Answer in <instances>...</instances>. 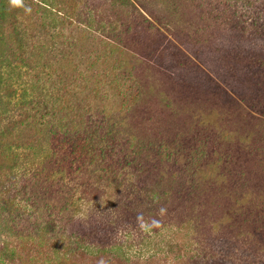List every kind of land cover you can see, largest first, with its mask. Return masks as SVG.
Listing matches in <instances>:
<instances>
[{
    "label": "rangeland",
    "instance_id": "1",
    "mask_svg": "<svg viewBox=\"0 0 264 264\" xmlns=\"http://www.w3.org/2000/svg\"><path fill=\"white\" fill-rule=\"evenodd\" d=\"M57 1L70 18L49 37L22 14L31 59L113 166L58 184L55 159L28 179L0 153V264H264V0ZM42 101L3 125L51 120Z\"/></svg>",
    "mask_w": 264,
    "mask_h": 264
},
{
    "label": "trees",
    "instance_id": "2",
    "mask_svg": "<svg viewBox=\"0 0 264 264\" xmlns=\"http://www.w3.org/2000/svg\"><path fill=\"white\" fill-rule=\"evenodd\" d=\"M125 2L126 0H120L121 6L125 5ZM61 4L57 0H37L35 2L21 0V6L13 7L10 0H0V153H6L11 158L8 168L14 170V167L18 165L22 170L20 175L28 179H40L44 174L43 165L47 161L55 159L58 161L57 164L55 162V173L45 176V181L51 180L52 183L67 184L69 181H73L76 174L82 173L85 168L95 165H107L111 168L113 163L106 162V160L100 159L99 155H95L94 147L88 142L84 133L80 134L79 132V122L75 123L71 118H67L66 121V117L72 113L73 108L66 100L67 94H62L60 89L61 74L55 77V73L58 71L53 70L43 59H31V56L35 55V50L32 47L33 52L31 51L25 28L21 29L20 19L22 21L24 10H35L37 14H40V28L49 37L50 26L54 28L56 23L64 24L70 18L60 7ZM91 65L88 63L86 70L80 73L82 86L79 87L86 88L89 85H96V82L94 83L96 79L93 78L97 76L87 75V69ZM104 79L103 81L106 83L108 80ZM18 92L20 93L18 94ZM74 95H77V92L74 91ZM119 96L116 94V98ZM139 96V92L136 91V95L131 98V101L138 100ZM40 100H43L42 103L45 107L50 108L48 114L51 116V120L44 118L37 122L30 119L23 125V128L3 125L6 118L17 109L39 110ZM101 113L104 114L105 109ZM99 115L100 111L93 115L88 112L83 117L84 121L80 122H83V127L93 126L95 125L92 121L93 118ZM73 117H77V115L73 114ZM30 126L31 130L36 133L34 142L22 140L19 137V134H23ZM31 155L37 156L39 161L29 160L28 163L21 161V158L27 160ZM33 166L34 169L31 170ZM54 179L56 180L54 181ZM13 198L3 200L9 202ZM70 201L72 204L76 203L73 196L69 197L66 204H69ZM46 209L49 212L48 219L54 224L56 217L54 213L58 209L51 205L46 206ZM47 226H50L49 222H47ZM53 227L55 228V224ZM54 228L48 227L51 232L54 231ZM148 254V258L156 256V253L148 252Z\"/></svg>",
    "mask_w": 264,
    "mask_h": 264
},
{
    "label": "clouds",
    "instance_id": "3",
    "mask_svg": "<svg viewBox=\"0 0 264 264\" xmlns=\"http://www.w3.org/2000/svg\"><path fill=\"white\" fill-rule=\"evenodd\" d=\"M10 3L13 7H19L21 6V0H10ZM26 11H30V9H26ZM163 212V209L161 210ZM154 223H158L157 221H154ZM99 264H105L103 260L99 261Z\"/></svg>",
    "mask_w": 264,
    "mask_h": 264
}]
</instances>
